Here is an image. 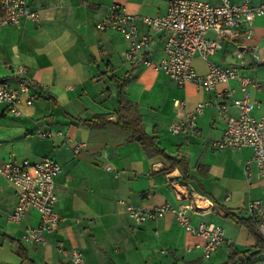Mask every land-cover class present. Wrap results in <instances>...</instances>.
Here are the masks:
<instances>
[{
  "label": "crops",
  "instance_id": "0c3cea01",
  "mask_svg": "<svg viewBox=\"0 0 264 264\" xmlns=\"http://www.w3.org/2000/svg\"><path fill=\"white\" fill-rule=\"evenodd\" d=\"M207 1L220 4V0ZM26 2L39 13L38 21H22L16 27L0 29V79L15 86V73L22 70L24 78L32 83L28 95L17 105L19 116L0 105V157L14 163L50 159L60 166L61 174L55 179V212L61 222L54 233L43 234L44 244L23 241L26 228L39 225V215L29 211L19 224L8 223L6 214L13 211L16 198L0 176V264H22L19 247L33 264H66L55 242L79 251L85 264H221L232 248L253 251L255 238L226 219L225 210L247 219L246 203L264 201V178L254 166L244 172L252 156L249 148L213 151L210 147L221 138L226 118L238 115L232 101L244 96L240 82L231 80L210 91L192 83L178 88L154 68L163 58L164 34L153 35L146 55L151 66H146L125 60L127 38L95 29L112 3L132 15L153 17L165 14L168 0ZM136 25L140 35L147 32L139 22ZM207 38L216 40L217 36L209 32ZM249 46L256 48L258 59L251 57ZM207 62L237 67L240 78L256 79L260 87H247L245 91L256 103L250 115L256 119L264 115L263 17L255 18L249 40L223 37L222 48ZM192 67L200 76L208 70L199 56L193 58ZM130 72L131 79L123 90L126 99L136 108L144 132L156 139L158 148L171 158L187 162L188 179L177 168L164 172L169 164L159 156L148 157L137 142L127 141L129 134L117 124L118 83ZM28 96H34L31 105L25 104ZM197 105L203 108L196 118L195 131L170 134V124ZM101 117H106L103 123ZM43 132L50 133L51 138H41ZM33 136L47 141V152L32 143ZM76 144L83 148L74 154L72 147ZM174 186L185 198L195 193L211 204L202 213H189L192 225L204 221L223 229L224 241L208 260L198 250L184 252L201 240L185 233L172 214L138 224L125 213L127 206H179L185 200L177 199ZM254 264H264V260L261 257Z\"/></svg>",
  "mask_w": 264,
  "mask_h": 264
},
{
  "label": "built area",
  "instance_id": "2783aa9c",
  "mask_svg": "<svg viewBox=\"0 0 264 264\" xmlns=\"http://www.w3.org/2000/svg\"><path fill=\"white\" fill-rule=\"evenodd\" d=\"M0 8V29L16 27L22 21L36 23L39 18V13L30 9L26 0H1ZM256 17L264 18V0H257L256 3L252 0H240L238 3L220 0L218 5H211L207 0H169L165 14L153 17L132 15L124 7L112 3L95 29L100 33L114 31L127 38L129 48L124 53L125 60L130 64L140 63L146 66H151L146 55L150 52L153 35L164 34L163 58L154 68L165 73L178 88L192 83L199 89L210 91L218 84L238 80L244 92L242 99L232 101L238 115L226 118L221 138L212 142L210 147L213 151L249 148L252 156L245 163L244 172L248 173L254 166L264 178V115L259 119L250 115L256 103L250 101L245 92L247 87L258 89L260 83L256 79L240 78L237 67H220L207 62L209 57L222 48L223 37L249 40ZM136 22L145 27L147 32L140 35ZM209 32L215 33L217 39H208ZM247 50L253 59H258L255 47L249 46ZM236 55H240L239 51ZM195 56H199L208 65L207 73L203 76L198 75L192 67ZM15 78V86L0 83V105L17 117L20 115L17 105L24 95H28L32 83L24 78L22 70L15 73ZM33 100L34 96H28L25 104L31 105ZM174 105L177 106L178 102ZM202 108L203 105H197L181 120L170 124L169 133L174 136L193 133L196 118ZM221 110L225 111V107ZM39 136L51 138L48 132L40 133ZM82 148V144H76L72 147V152L76 154ZM60 174V166L50 159L37 163H14L0 157V176L12 188L16 198V205L13 211L6 214V221L19 224L29 211L39 215V225L27 227L23 241L33 245L44 244L46 241L43 234L54 233L58 229L61 219L55 212V179ZM175 195L178 200L185 202L177 207L169 203L147 209L127 206L125 213L138 224L156 221L166 214H172L185 233L201 240L193 247L184 249V252L198 250L202 258L208 260L224 241L223 229L204 221L192 225L189 213H202L211 204L199 194H191L188 199L175 189ZM244 209L259 235L264 238V201H248ZM55 248L64 263L85 264L82 254L76 249H66L59 242H55ZM262 259L264 260V253Z\"/></svg>",
  "mask_w": 264,
  "mask_h": 264
},
{
  "label": "trees",
  "instance_id": "16d2710c",
  "mask_svg": "<svg viewBox=\"0 0 264 264\" xmlns=\"http://www.w3.org/2000/svg\"><path fill=\"white\" fill-rule=\"evenodd\" d=\"M131 76L132 72L128 73L124 79L118 83V106L116 112L114 113L117 124L129 134L127 141L137 142L148 157L159 156L169 164L168 169L164 170V172H169V170L177 168L181 172L183 178L188 179L187 162L184 159L177 160L167 156L161 149L158 148L156 139L148 136L144 132L141 116L138 114L136 108L126 99L123 92L125 86L130 81ZM3 81L4 79H0V83H3ZM105 118L106 117H101L100 123H103ZM225 218L231 220L236 225L244 227L249 234L255 238L256 244L253 251L245 250L238 252L235 248H232V252L229 254L228 259L221 264H254V261L259 260L264 253V238L259 235L255 225L249 218H237L228 210H225ZM4 238L9 240L11 243H18L8 237ZM17 253L22 259V264H33L22 247L18 248Z\"/></svg>",
  "mask_w": 264,
  "mask_h": 264
},
{
  "label": "rangeland",
  "instance_id": "374dc122",
  "mask_svg": "<svg viewBox=\"0 0 264 264\" xmlns=\"http://www.w3.org/2000/svg\"><path fill=\"white\" fill-rule=\"evenodd\" d=\"M31 141H32V143L33 144H35V145H38V146H40V147H44V148H46V152H47V150L49 149V147L47 146V141H45V140H41V139H39V138H37V137H35V136H33L32 138H31ZM45 152V153H46ZM42 153H44V152H42ZM36 156L38 155V153H36L35 154ZM40 156V155H39ZM13 158H15V156H13ZM3 220H1L0 221V223L2 222ZM162 254H164L165 253V251H162L161 252ZM138 255H139V259H141V252L139 251V253H138ZM205 262V261H204ZM206 263V262H205ZM208 263V262H207Z\"/></svg>",
  "mask_w": 264,
  "mask_h": 264
}]
</instances>
